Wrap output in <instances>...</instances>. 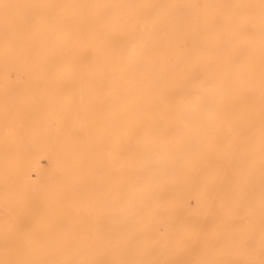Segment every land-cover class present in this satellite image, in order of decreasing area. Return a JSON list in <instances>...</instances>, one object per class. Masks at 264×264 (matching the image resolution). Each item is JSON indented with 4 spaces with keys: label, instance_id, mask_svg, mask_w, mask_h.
Here are the masks:
<instances>
[{
    "label": "rangeland",
    "instance_id": "rangeland-1",
    "mask_svg": "<svg viewBox=\"0 0 264 264\" xmlns=\"http://www.w3.org/2000/svg\"><path fill=\"white\" fill-rule=\"evenodd\" d=\"M53 1L58 37L23 17L27 5L7 7L17 14L11 34L24 60L14 58L0 77V264H40L32 256L49 219L90 227V214L77 216L76 200L89 198L91 177L102 180L100 165L121 187L137 183L147 171L173 166L169 151L178 156V143L207 144L208 133L219 149L233 134L237 166L230 178L219 149L205 148V174L212 156L223 175L209 192L188 197V215L201 221L188 224L187 257L197 243L217 264H264V0ZM196 197L209 202L193 208ZM98 223L110 225L107 216Z\"/></svg>",
    "mask_w": 264,
    "mask_h": 264
},
{
    "label": "bare ground",
    "instance_id": "bare-ground-1",
    "mask_svg": "<svg viewBox=\"0 0 264 264\" xmlns=\"http://www.w3.org/2000/svg\"><path fill=\"white\" fill-rule=\"evenodd\" d=\"M17 3L27 5L23 12V17L27 16L26 20L38 23L37 26L52 28V32L50 31L49 34L53 33L52 35L58 37V28L53 26V23L58 24V8L53 0H0V12L3 8L6 9L0 15V77L3 80L5 71L11 64L10 61H13L14 58L24 60L23 52L19 49L18 44L15 45V40L11 34L12 20L17 17V14L7 8ZM179 38L177 44L174 43L175 45H178L181 41ZM22 68L27 69V67ZM53 68L58 74L56 63L53 64ZM20 70L19 73H22ZM195 72L198 74V71ZM260 85L263 86L262 83ZM201 87L205 88L206 86ZM216 89H218L217 86ZM172 91L176 92L175 90ZM217 92L222 93V88L220 87ZM198 102H201V100L199 99ZM256 102L253 101L252 103ZM253 114L255 113L253 112ZM253 114L252 118H255L257 115L254 117ZM208 134V141L210 142L206 144L204 139H200L194 145V148L178 143L175 146L179 151L178 156H175L172 150L169 151V159L176 161L173 166H169L165 173L160 170L157 171L155 168L147 171L148 177L138 179L137 183L130 181L121 187L110 181L106 176H102L104 167L100 169L102 167L100 165L98 169L101 170V176L98 179L102 180L99 182L91 177L89 198L76 200L79 201L77 203V206H79L77 216L83 217L86 213L90 214L92 225L83 227L82 230L81 228L74 230L69 226L58 223L55 219H49L44 225L45 238L42 246L33 251L36 256L32 257H41L39 259L40 264L42 262L46 263L47 260L44 257H84L87 259L108 257L117 263L128 259L132 260L134 264H164L166 262L168 264H174V262L176 264H179V262L181 264H206V259H210L207 264H217V260L213 259L215 257L202 256L204 255L202 250L204 245L202 244L194 243L192 257L190 259L187 257L189 251L188 224L191 221L194 224L201 221L200 216L197 214L188 215L190 207L188 197L192 195L202 196L220 182L223 175L222 162L228 165V171H231L230 178L234 176L237 166L238 156L230 155V149L237 140L233 137V134L228 138V147L224 148L220 144V149L218 142L214 143L215 139L212 142L213 133ZM205 148H208L211 154L212 150L219 149L216 152L220 153L222 159L219 167L218 162L216 164L211 163L212 156H210L208 174H205L204 171L205 159L203 152ZM192 149L195 152L189 154ZM44 152L52 156L53 151L48 146L44 149ZM47 158L49 159V157ZM119 164L122 169V164L120 162ZM90 173L94 174L95 172L90 169ZM108 198L112 199L110 204H106ZM205 202L209 201L196 197L193 208L200 207ZM125 207L129 208V214L124 213L123 209ZM175 213L180 214L179 221L175 219ZM105 216H107L110 225H100L98 223L102 217L104 220ZM159 226L163 227V232H159ZM57 229L58 237L55 238L54 234ZM201 231L202 229L199 226L194 228L197 236H200ZM209 254L214 255L215 250H210ZM106 264L108 263L106 262Z\"/></svg>",
    "mask_w": 264,
    "mask_h": 264
}]
</instances>
